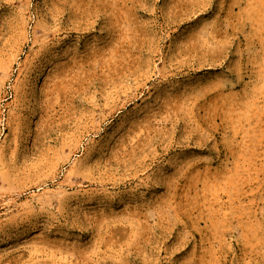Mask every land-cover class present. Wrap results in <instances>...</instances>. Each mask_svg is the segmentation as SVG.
I'll use <instances>...</instances> for the list:
<instances>
[{"label":"rangeland","instance_id":"1","mask_svg":"<svg viewBox=\"0 0 264 264\" xmlns=\"http://www.w3.org/2000/svg\"><path fill=\"white\" fill-rule=\"evenodd\" d=\"M0 264H264V0H0Z\"/></svg>","mask_w":264,"mask_h":264}]
</instances>
